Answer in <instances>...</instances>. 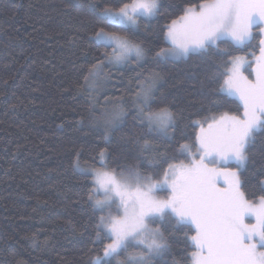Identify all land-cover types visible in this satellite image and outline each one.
<instances>
[{
  "label": "trees",
  "instance_id": "obj_1",
  "mask_svg": "<svg viewBox=\"0 0 264 264\" xmlns=\"http://www.w3.org/2000/svg\"><path fill=\"white\" fill-rule=\"evenodd\" d=\"M120 2L0 0V264H92L103 255L111 241L97 240V224L108 210H93L91 176L74 166L77 157L82 168L100 169L103 151L110 170L132 167L158 176L167 167L165 156L188 162L178 148L193 142V121L242 111L234 98L220 94L222 80L215 78L228 56L154 60L155 52L168 47L163 38L167 25L200 0H160L158 14L140 18L139 27L127 33L144 48L145 58L116 68L105 61L96 87L88 88V69L111 51L95 42L102 26L98 14L106 7L115 10ZM253 37L248 47L221 43L220 48L252 62L250 53L259 52L261 38L258 33ZM152 79L149 103L153 109L167 106L176 128L169 130L171 139L147 137L155 151L143 156L157 165L148 167L140 153L145 127L134 119V104L141 84ZM121 107L127 114L105 138V120ZM225 168L237 170V165ZM262 168L264 130L255 134L249 160L239 169L250 199L264 194L257 184L264 179ZM152 226L161 228L169 244L153 264H190L192 228L171 217Z\"/></svg>",
  "mask_w": 264,
  "mask_h": 264
},
{
  "label": "snow or ice",
  "instance_id": "obj_2",
  "mask_svg": "<svg viewBox=\"0 0 264 264\" xmlns=\"http://www.w3.org/2000/svg\"><path fill=\"white\" fill-rule=\"evenodd\" d=\"M160 8V0H121L115 10L106 7L98 14L102 26L94 33L95 42L111 51H105L104 59L88 69L84 77L88 88L96 87L105 61L116 66L133 57L137 61L145 58L144 48L127 33L139 27L140 18L155 17ZM256 25H260L261 38L259 55L250 53L252 62L220 48L221 43L238 49L250 46ZM163 38L168 47L155 52L157 63L193 54L228 56L215 78L222 80L220 94L234 98L242 111L193 121V142L178 148L188 162L165 156L167 167L158 176L132 167L110 170L103 151L99 153L100 169L82 168L77 157L74 166L91 176L93 210H108L99 217L97 240L111 242L92 264H153L169 250V244L161 228L152 225L168 217L194 231L189 238L190 264H264V194L250 199L239 171L249 160L255 134L264 130V0H200L183 8L182 15L167 25ZM249 68L252 78L244 74ZM154 85V79L142 83L134 104V119L145 127L140 153L148 167L157 165L143 156L155 151L147 137L171 139L169 130L176 128V118L167 106L151 107ZM126 114L121 107L105 120V138ZM229 162H235L237 170L220 167ZM260 172L264 176V168ZM221 178L223 187L218 184ZM257 184L264 193V179ZM164 189L168 194L160 198L157 192ZM248 217H254L255 223H247ZM129 248L139 250L129 252Z\"/></svg>",
  "mask_w": 264,
  "mask_h": 264
},
{
  "label": "rangeland",
  "instance_id": "obj_3",
  "mask_svg": "<svg viewBox=\"0 0 264 264\" xmlns=\"http://www.w3.org/2000/svg\"><path fill=\"white\" fill-rule=\"evenodd\" d=\"M138 23V22H137ZM259 31H260V25H256V26H253V29H252V32H253V34L254 33H258L259 34ZM260 35V34H259ZM260 37H261V35H260ZM256 55H259V52L256 54ZM241 57H244V58H246L247 60H248V58L246 57V56H241ZM134 58V57H133ZM132 58V59H133ZM135 59V58H134ZM181 59H183V58H181ZM181 59H175V60H181ZM249 61V60H248ZM250 62V61H249ZM106 64L108 65V63H107V61H106ZM124 65V64H123ZM123 65H116V66H111V67H119V66H123ZM110 66V65H109ZM253 67H254V64H253ZM244 74L245 75H248L249 76V78H252V76H251V73H246V72H244ZM230 163H235V162H229L228 164H230ZM227 165V164H226ZM226 165H220V167H224L225 168V166ZM228 169H231V168H228ZM231 170H233V169H231ZM218 184H219V186L220 187H223L224 186V182H223V178H221L220 180H219V182H218ZM160 191H166L167 192V190L166 189H164V190H160ZM160 191H158V192H160ZM158 192H157V195H158ZM160 198H165L166 196H163V195H158ZM113 208L115 209V206H113ZM246 222L247 223H255V219H254V217H248L247 219H246ZM261 250H264V249H261Z\"/></svg>",
  "mask_w": 264,
  "mask_h": 264
}]
</instances>
